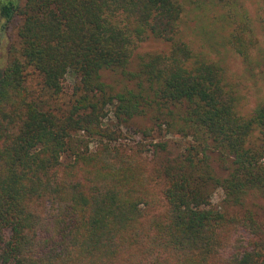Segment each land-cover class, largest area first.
I'll list each match as a JSON object with an SVG mask.
<instances>
[{"label":"trees","instance_id":"trees-1","mask_svg":"<svg viewBox=\"0 0 264 264\" xmlns=\"http://www.w3.org/2000/svg\"><path fill=\"white\" fill-rule=\"evenodd\" d=\"M186 1L0 0V264H264V97L242 114L212 56L257 37L225 14L221 43L188 38ZM150 37L168 50L130 70Z\"/></svg>","mask_w":264,"mask_h":264},{"label":"rangeland","instance_id":"rangeland-1","mask_svg":"<svg viewBox=\"0 0 264 264\" xmlns=\"http://www.w3.org/2000/svg\"><path fill=\"white\" fill-rule=\"evenodd\" d=\"M232 4L225 6V2L218 6L208 5L203 0L186 1V13L184 15V31L188 38L196 40L198 43H204L210 35L214 36L218 43H221L222 38L226 35V31L222 30L223 25L226 26L224 15L228 14L233 18L235 26L243 20L249 23V27L253 29L257 37V45L251 50V59L245 60L237 51L228 45H218L217 50L212 54L214 59H217L225 68L227 78L231 86L237 91L240 96V111L244 115H249L264 97V0H226ZM199 6V7H198ZM20 24V19L16 18L10 22L7 29V40L4 41L1 55V64L7 62L8 46L15 41L17 29ZM168 50V45L154 37H150L142 41L134 48L132 61L129 69L135 70L140 56L146 53H155ZM36 77L31 79L30 86L34 87L37 83ZM104 79L112 83L117 89L122 88L126 84V79L119 73L108 71L104 73ZM149 126V123H145ZM158 133L155 132V135ZM139 139V135L136 137ZM89 140V139H87ZM173 140V139H172ZM173 149L175 153L181 151V147L185 142L182 139L173 140ZM93 145H90L92 148ZM214 157V167L221 177H225L227 172L223 170L220 162ZM65 159L68 157L65 155ZM159 190V187L156 186ZM224 194L218 189L214 193L213 202L218 206L223 205ZM254 202H257L256 205ZM247 207L256 210L259 219L264 224V198H256V200L247 201ZM159 208L156 211H162ZM234 212L243 213L244 208L240 206L231 207Z\"/></svg>","mask_w":264,"mask_h":264}]
</instances>
